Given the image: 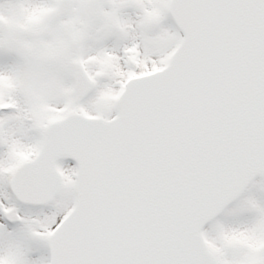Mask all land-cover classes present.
<instances>
[{
  "label": "snow or ice",
  "instance_id": "obj_1",
  "mask_svg": "<svg viewBox=\"0 0 264 264\" xmlns=\"http://www.w3.org/2000/svg\"><path fill=\"white\" fill-rule=\"evenodd\" d=\"M0 264H264V0H0Z\"/></svg>",
  "mask_w": 264,
  "mask_h": 264
}]
</instances>
